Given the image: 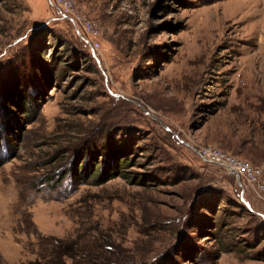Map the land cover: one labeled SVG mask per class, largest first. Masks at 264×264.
I'll return each instance as SVG.
<instances>
[{"label":"rangeland","instance_id":"374dc122","mask_svg":"<svg viewBox=\"0 0 264 264\" xmlns=\"http://www.w3.org/2000/svg\"><path fill=\"white\" fill-rule=\"evenodd\" d=\"M204 147L264 166V0H0V264H264Z\"/></svg>","mask_w":264,"mask_h":264},{"label":"built area","instance_id":"2783aa9c","mask_svg":"<svg viewBox=\"0 0 264 264\" xmlns=\"http://www.w3.org/2000/svg\"><path fill=\"white\" fill-rule=\"evenodd\" d=\"M199 156L204 163L220 167L234 175L243 191L244 188L249 189L264 200V166H254L246 160L213 147L202 148Z\"/></svg>","mask_w":264,"mask_h":264},{"label":"trees","instance_id":"16d2710c","mask_svg":"<svg viewBox=\"0 0 264 264\" xmlns=\"http://www.w3.org/2000/svg\"><path fill=\"white\" fill-rule=\"evenodd\" d=\"M14 107L16 108V111H19L21 108H23V110H25V103L23 104V106H16V105H14ZM108 156H110L112 159L115 158V161L113 162V163L115 164V170L112 171V172H110V173L108 174L109 177L102 178L104 181H108V180H110V179H112V178H114V177L122 176V175H121V173H123L122 170H123L124 167L127 165L126 162L122 161V160H123L122 157H120V156L118 157V156H117L116 154H114L112 151L110 152V151L108 150ZM116 156H117V157H116ZM125 157H126V156H125ZM83 168H84V166H82V169H83ZM78 170H79V166H78ZM100 170H101V168H100ZM99 180H100V182H101V178H100V177L98 178V176H97V179L95 180V183H96V184H99ZM104 181H102V182H104ZM240 204H241V203H240ZM193 227L200 228V226H198V225L193 226ZM99 244H100V243H99ZM105 244H107V241H105V242L102 243V248L105 247ZM60 248H61V247H60ZM58 259H59V256H58ZM91 260H92V258H91ZM105 260H108L109 263L104 262ZM112 260H115V259H112V258L109 257V256H105V258H102V259H101L102 262H99V264H117V262L112 263ZM89 261H90V260H89ZM82 262H83V261H82ZM56 264H62V263H61L60 261H57ZM78 264H80V262H79Z\"/></svg>","mask_w":264,"mask_h":264},{"label":"water","instance_id":"95a60500","mask_svg":"<svg viewBox=\"0 0 264 264\" xmlns=\"http://www.w3.org/2000/svg\"><path fill=\"white\" fill-rule=\"evenodd\" d=\"M238 186L241 188V185L238 184ZM241 190L243 191V189L241 188ZM243 192L241 193V196H240V201L245 204L248 208H249V205L248 203L243 199Z\"/></svg>","mask_w":264,"mask_h":264}]
</instances>
